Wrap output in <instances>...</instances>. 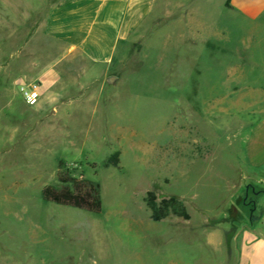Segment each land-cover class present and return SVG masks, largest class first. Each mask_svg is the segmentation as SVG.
Instances as JSON below:
<instances>
[{
  "label": "rangeland",
  "instance_id": "1",
  "mask_svg": "<svg viewBox=\"0 0 264 264\" xmlns=\"http://www.w3.org/2000/svg\"><path fill=\"white\" fill-rule=\"evenodd\" d=\"M229 8L158 0L112 64L59 62L35 106L19 84L58 62L56 41L34 29L19 58L0 46V264L238 263L244 229L259 230L245 147L264 116V17ZM66 172L100 185V212L45 197ZM149 192L190 219L154 222Z\"/></svg>",
  "mask_w": 264,
  "mask_h": 264
},
{
  "label": "crops",
  "instance_id": "2",
  "mask_svg": "<svg viewBox=\"0 0 264 264\" xmlns=\"http://www.w3.org/2000/svg\"><path fill=\"white\" fill-rule=\"evenodd\" d=\"M47 1L39 0L38 4H34L32 0H0V46H23L16 51L19 58L22 51L32 45L34 29L42 36L56 41L59 52L51 59L58 62L42 72L37 79H47L49 82L50 86L44 93L54 89L52 87L59 80V62L80 60L112 64L119 46L129 42L146 17L155 10L158 2L61 0L48 8ZM229 1L232 6L229 10L233 12L251 19L264 17V0ZM186 4H191V1ZM176 5L181 8L184 2H176ZM38 14L34 23V17ZM51 74L52 79L49 78ZM245 154L247 165L252 170L248 178L263 188L254 194L253 200L256 215L253 214L252 218L258 222L259 230L252 229L253 225L252 228L244 229L237 264H264V202H261L264 196V173L260 171L264 168V116L251 125Z\"/></svg>",
  "mask_w": 264,
  "mask_h": 264
},
{
  "label": "trees",
  "instance_id": "3",
  "mask_svg": "<svg viewBox=\"0 0 264 264\" xmlns=\"http://www.w3.org/2000/svg\"><path fill=\"white\" fill-rule=\"evenodd\" d=\"M119 153L113 154L106 162L105 166L119 167ZM62 183L60 187L48 186L44 190L45 197L57 204L69 205L72 207L84 209L91 212L101 211L100 185L91 180H87L83 175L72 177L66 173L59 176ZM147 205L152 211L151 219L154 222L161 221L169 213L189 220L190 216L186 213L183 203L176 197L162 199L156 203L153 192H149Z\"/></svg>",
  "mask_w": 264,
  "mask_h": 264
},
{
  "label": "built area",
  "instance_id": "4",
  "mask_svg": "<svg viewBox=\"0 0 264 264\" xmlns=\"http://www.w3.org/2000/svg\"><path fill=\"white\" fill-rule=\"evenodd\" d=\"M19 92L27 105L35 106L42 97L41 83L38 80L21 82L19 84Z\"/></svg>",
  "mask_w": 264,
  "mask_h": 264
},
{
  "label": "flooded vegetation",
  "instance_id": "5",
  "mask_svg": "<svg viewBox=\"0 0 264 264\" xmlns=\"http://www.w3.org/2000/svg\"><path fill=\"white\" fill-rule=\"evenodd\" d=\"M250 190L252 191L253 195L256 194V192H257L256 190H254V189H249V188L247 187V188H246V194L249 193ZM251 205H254V201H253V200H252V202H251ZM245 206H247V205L245 204Z\"/></svg>",
  "mask_w": 264,
  "mask_h": 264
},
{
  "label": "water",
  "instance_id": "6",
  "mask_svg": "<svg viewBox=\"0 0 264 264\" xmlns=\"http://www.w3.org/2000/svg\"><path fill=\"white\" fill-rule=\"evenodd\" d=\"M115 80V77H109L108 82H113Z\"/></svg>",
  "mask_w": 264,
  "mask_h": 264
}]
</instances>
